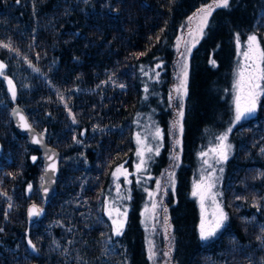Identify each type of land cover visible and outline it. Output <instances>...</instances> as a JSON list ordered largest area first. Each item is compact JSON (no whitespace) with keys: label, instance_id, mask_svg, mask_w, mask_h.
<instances>
[{"label":"trees","instance_id":"16d2710c","mask_svg":"<svg viewBox=\"0 0 264 264\" xmlns=\"http://www.w3.org/2000/svg\"><path fill=\"white\" fill-rule=\"evenodd\" d=\"M210 1L0 0V31L17 46L27 45L31 61L47 76L27 74L29 70L0 54L17 90L12 100L0 78V161L16 175L19 205L8 219L0 212V264H152L141 221L146 195L142 186L132 183L121 236L113 233L105 201L114 188L113 172L121 165L133 170L135 134L149 116L164 129V147L152 172L158 175L167 166L175 44L187 19ZM237 34L241 42L256 34L264 48V0H231L228 8L217 9L193 51L180 163L167 201L174 264H264V95L256 112L230 133L233 153L222 182L227 219L207 241L199 239L201 214L191 197L197 142L231 116ZM110 77L124 88L102 89ZM58 92L67 95L77 125H71ZM15 104L37 129L48 131V143L61 152L57 193L48 202L40 196L41 154L15 130ZM71 127L87 142L84 149L73 144ZM66 158L74 160L67 163ZM28 185L34 191L29 193ZM32 202L42 207L36 222L26 217ZM51 223L52 231L47 226ZM28 254L30 261L24 258Z\"/></svg>","mask_w":264,"mask_h":264},{"label":"snow or ice","instance_id":"6c2138e0","mask_svg":"<svg viewBox=\"0 0 264 264\" xmlns=\"http://www.w3.org/2000/svg\"><path fill=\"white\" fill-rule=\"evenodd\" d=\"M20 0H17V3H19ZM87 2V0H85ZM230 4V0H211V2L207 6H202L200 9H198L197 13L195 14V17L200 20V24L197 25L196 31H199L201 34L203 33V27L206 26L208 18L211 16L212 12L215 11L217 8H228ZM190 20L193 19L192 17L189 18ZM188 34L191 37L193 35V29H188ZM237 45L239 47L240 45V39L239 35L236 36ZM0 48L8 49L9 51H14L12 48L11 42L5 43L3 41H0ZM18 53V50H15ZM191 51V45L188 42H185V50L181 53V55L178 57V74H177V84L172 89V91L169 93L168 101L169 104L174 106L176 108V119L173 121L171 125V133L176 139L173 141L174 144L180 143V137L183 133V102L184 98L187 96V56L190 55ZM243 60L246 62L244 64L238 65L236 72H235V79L233 81V89L236 90V97H235V116L234 120L235 122H239L241 120L242 115L245 113L251 115L256 112L257 105L256 101L257 98L261 95H264V48L260 47L259 41L257 39L256 34H251L246 37V45L244 47V50L242 53H240ZM213 63H215L213 61ZM31 66V65H30ZM156 67H162V65L157 64ZM7 64L3 61H0V78H2L3 81L7 84V91L10 93L12 100H15L17 90L16 86L12 79L9 78V74L6 71ZM34 71H39V69H33ZM141 71L144 72L143 66H141ZM153 72L155 73V77L158 81L159 79V73L155 72V69H153ZM247 73V75H246ZM145 75H148L147 72H145ZM151 79V77H150ZM120 87H123V85H120ZM144 91L148 92V87L145 86ZM241 93H243V97H241ZM147 98V97H145ZM245 101L243 112L241 111V99ZM13 117H19L20 123L17 125L18 127H21L22 129L32 131V126L28 122L27 118L21 114L20 110L16 109L12 112ZM148 120L151 121V117H148ZM73 122H75V118L73 117ZM139 126V125H138ZM144 132L140 133L137 132L135 136V142L137 144V162L135 165L136 171L134 173H128L127 169H124V182L125 184H131L132 181L128 179L130 175L136 176V183H141V167H143V173H148L149 171V163L152 161V158L154 156L159 155V150L162 147V141H163V130L160 129L158 126L155 125L154 122L143 125ZM232 127L234 125H231L227 128V130L218 136L215 137V139L218 141L217 144L211 146L208 148L207 151L202 150L200 152L199 158L202 161V164L205 165V168H202V175L194 179L193 181V191L192 195L194 197H197L201 203V208L203 209L204 201L205 199L210 197V202L212 204H217L218 201L216 200V197L221 195L219 191H213V189H216L217 183L219 181V177L216 175V169L215 165L221 163L222 161H226L228 159V156L231 153L232 145L230 143H227L228 135L232 131ZM151 138V139H150ZM152 141L155 142V144L152 143ZM33 143H41V139H38L36 135L33 133ZM147 144L146 151L149 153L147 159L143 157V145ZM176 149H173V152H175ZM264 151V150H262ZM211 154V155H210ZM174 161L179 160L178 155H174L173 157ZM48 159L51 161L49 164L45 167V176H47L49 171L54 172L56 170V163H55V154H50ZM32 160L35 161L36 157H32ZM123 168V165L118 167L115 172H113V183L116 191V197L112 200V205L114 206V210L118 213L116 218H113L111 214H109V218L112 220V229L115 236H121L123 234V226L124 222L120 219V217H124L126 219V211L127 209H124V211H121V208L123 207L119 202L120 201H126L131 199L130 195V189L121 190V185L118 182L119 177L117 176V173L121 172V169ZM222 172L223 169H220ZM166 177L168 181V186H163L159 182V180L156 181L155 187L152 191H148L147 188L144 189L145 192H147L148 198L152 201L151 208L153 210L156 209L157 204L161 203L160 201H157L155 197H162L167 194L169 191V188L171 187L174 190V172H167L166 171ZM50 179V178H49ZM145 180L152 179L150 175L144 176ZM207 181V183H206ZM45 179L44 177H41V187H44ZM28 191H32V185H28ZM46 191V189H45ZM111 194V190L109 195ZM9 208H11V204H9ZM147 211V207L145 209ZM162 210L164 213L167 212V208L162 206ZM29 216L33 215H40L42 214V210L37 211L36 206L33 205L32 208L28 210ZM147 221L151 222L152 220L157 219V213L153 211L150 216H148ZM227 219V214L223 213L221 210L220 217L215 221V225L212 228H206L205 224L203 222V219L200 224V230H199V239L201 241H207L209 237H212L216 233V229L220 228L223 224V221ZM165 233H167L169 225L167 224V216H165L164 222H163ZM146 230L149 227V224L146 223L145 225ZM152 229L155 230V225H152ZM2 231V229H0ZM28 244L31 246L33 250H35V245L32 243V241L29 239ZM148 256L149 259L152 260L155 255V247L151 240L148 241ZM171 247H169V250L167 252L163 253V256L167 257L168 259L165 260L164 264H171Z\"/></svg>","mask_w":264,"mask_h":264},{"label":"rangeland","instance_id":"374dc122","mask_svg":"<svg viewBox=\"0 0 264 264\" xmlns=\"http://www.w3.org/2000/svg\"><path fill=\"white\" fill-rule=\"evenodd\" d=\"M231 1V0H230ZM211 2V1H210ZM209 2V3H210ZM208 3V4H209ZM208 4L204 5L207 6ZM200 9V8H199ZM219 9V8H217ZM216 9V10H217ZM215 10V11H216ZM198 11V10H197ZM194 12L190 17H192L193 19H187V22L185 23V26L183 28L182 34L180 35L179 39L177 40L176 44H175V53H176V59H175V66H174V77H173V83H172V87H171V91L172 89L176 86L177 84V74H178V57L181 55L182 52H184L185 50V42H188L191 45V51H190V55L187 56V60H186V64H187V83H188V76H189V66H190V61H191V57L193 54L194 49L199 45V43L202 41V39L204 38V36L206 35V30L209 24V20L212 16V14L215 12L213 11L211 16L208 18L207 20V24L206 26L203 27V33L201 34L199 31H196L197 25L200 24V20L198 18L195 17V14L197 13ZM191 28L193 29V35L190 37L188 34V29ZM0 41H3L5 43H8L9 41L11 42L12 48L14 49V51H9L8 49L5 48H0V54L2 55H6L7 57H9L11 59V61L16 65V67L19 68H24L27 69L29 71H31V73H29V71H25V73L27 74H36L42 78H47L46 74L43 72V70L41 69V67L36 66L30 59V54H29V47H27V45H23V46H17L19 44H16L11 37H9V35L5 32V31H0ZM246 45V40L241 42L240 41V45L239 47H237V59H236V63H235V68H234V76L232 79V83L230 86V92H231V100H230V106H231V116L228 120H226V122L223 124V127L221 129H217L214 130L212 128H209L205 131L204 135L198 140L197 142V147L195 150V156H196V166L194 168V172L192 175V182H191V197L194 198L198 204L199 210H200V214H201V221L203 219V222L205 224L206 228H212L215 225V221L217 219H219L220 217V213L221 210L223 211V213H225V209L223 207V201H222V182H223V177H224V169H225V163L226 161L230 158V156L233 153V145L230 141V134L228 135V140L227 143H230L232 145V150L230 155L228 156V159L226 161H222L219 164L215 165V169H216V175L219 177V181L217 183V187L216 189H213V191H219V193H221V195L216 197V200L218 201L217 204H212L210 202V197L205 199L204 201V206L203 209L201 208V203L199 201V199L197 197H194L192 195V191L194 188L193 185V181L194 179H196L197 177H199L200 175H202V168H205L206 166L202 164L201 159L199 158L200 152L202 150L207 151L209 147L215 145L218 143V141L215 139L216 136L223 134L227 128L231 125H234V127L240 123L241 121H243L244 119L252 116L253 114L249 115L247 113H245L244 115H242L241 120L239 122H235L234 120V116H235V97H236V90L233 89L232 85H233V81L235 79V72L236 69L238 67V65L240 64H244L246 63L242 56L240 55V53H242V51L244 50V47ZM238 46V45H237ZM18 50V53L15 51ZM31 65V66H30ZM39 69V71H34L33 69ZM25 73H23L25 75ZM247 75V73H246ZM120 85H123V87H120ZM101 88H115L118 90H121L124 88V84L117 80L114 77H110L107 81L103 82L101 85ZM229 92V93H230ZM59 95V100H60V104H62V106L64 107L65 113L68 115V118L70 120V123L72 126L77 125V120L75 118L74 112L72 110V106L70 104V101L67 97V95L62 94L61 92L57 93ZM241 97H243V93H241ZM186 98V97H185ZM185 98H184V102H183V113H184V108H185ZM260 96L257 98L256 101V105H258V101H259ZM244 103L245 101L243 100V98L241 99V111L243 112V107H244ZM257 110V109H256ZM170 112H171V119L169 120V137H168V146H169V150H170V155H169V159H168V164L166 167H164L162 170H160L161 172L158 175H154L152 172L153 169V165H155L156 159L157 157L160 155V152L162 151L163 147H164V139L162 141V147L159 150V155L158 156H154L152 158V161L149 163L148 167H149V171L148 173H143V167H141V183L137 184L136 183V176L135 175H130L128 177V179H130L133 182L136 183V185L142 186L143 189L147 188L148 191H152L155 187V183L157 180H159V182L161 183V185L163 186H168V181H167V177H166V171L167 172H174V181L176 180V170L177 167L180 163V157H181V137H180V143L179 144H174L173 141L176 139V137H174L171 133V125L173 123V121L176 119V108L172 105H170ZM73 117L75 118V122H73ZM153 121H147L146 124H149ZM155 123V121H154ZM156 126H158L160 129L163 130V138H164V129L158 124L155 123ZM232 127V129L234 128ZM72 128V127H71ZM73 129V135H74V143L75 145H80L81 147H83V149L87 146V142H84L81 137H78V135H75L74 133V128ZM144 127H141L137 132L143 133L144 132ZM136 132V133H137ZM82 135H85V132L82 133ZM93 135V134H92ZM136 136V134H135ZM151 139V138H150ZM153 144H155L154 141H152ZM136 144V142H135ZM147 148V144L143 145V157L145 159H147L149 153H147L146 151ZM176 149L175 152H173V149ZM136 151H137V144L135 147V159H134V167L133 170H130L128 167L124 166L121 169L120 173H117V176L119 177L118 182L121 185V190H125V189H130V195H131V186L132 183L129 184H125L124 182V169H127L128 173H134L136 171L135 165L137 162V156H136ZM5 156V158L9 161L11 158L9 156H6L5 154H3ZM174 155H178L179 156V160L178 161H174L173 160V156ZM211 155V154H210ZM4 158V157H2ZM80 158V157H79ZM73 158H66L65 162L69 163L71 161H73ZM158 163V162H157ZM11 167L9 166V164H7L5 161L1 160L0 161V212L3 213V218L8 219L10 217V215L12 216V214H14L16 212V209L18 208V201L16 198V186L14 185V179H15V173L13 171L10 170ZM220 169H223V171L221 172ZM146 175H150L152 177V179L149 180H145L144 176ZM207 183V181H206ZM175 185V183H174ZM41 188V187H40ZM32 191H34V188L32 187ZM31 191V192H32ZM29 192V191H28ZM173 192V189L170 187L169 191L167 192L166 195L162 196V197H155V199L157 201H160L161 203L157 204V207L155 210H153L151 208V203L152 201L148 198L147 192L145 195V202L142 208V225L146 231V235H147V249H148V241L151 240L154 244L155 247V251H156V255L155 257L151 260L152 264H164L165 260H167L168 258L163 256L164 252H167L169 250V247H171V264H174L172 258H173V251H174V241L172 238V229H171V224H170V215H169V206H168V197L169 195ZM30 193V192H29ZM116 197V191H115V187L112 190V194L110 196L107 197L106 201H105V212L107 213V215L109 216V214H111V216L113 218H116L118 213L114 210V206L112 205V200ZM130 200H126V201H120L119 203L123 206L121 208V211H124V209L129 208L128 206V202ZM9 204H11V208H9ZM162 206L167 208V212L164 213L162 210ZM147 207V211L145 210ZM155 211L157 213V219L152 220L151 222L147 221V217L151 215V213ZM127 214V211H126ZM165 216H167V224L169 225L167 233H165L164 230V226H163V222L165 219ZM120 219L122 221L125 220L124 217H120ZM224 222V221H223ZM146 223L149 224L148 229L146 230ZM57 225H59V222H56ZM52 225H55L54 223L48 224V228L52 231ZM152 225H155V230L152 229ZM62 227H64V224H62ZM55 245L58 247V241L55 242ZM31 253L33 254V251H31ZM25 259H31L32 255L28 254L26 255V257L24 256ZM28 259V260H29ZM30 261V260H29ZM32 261H30L28 264H30ZM18 264H21V260H19Z\"/></svg>","mask_w":264,"mask_h":264},{"label":"water","instance_id":"95a60500","mask_svg":"<svg viewBox=\"0 0 264 264\" xmlns=\"http://www.w3.org/2000/svg\"><path fill=\"white\" fill-rule=\"evenodd\" d=\"M16 109L20 110L21 114H23L27 118L28 122L32 126V131L22 129L21 127L17 126L20 123L19 117H13V115H12L13 110H16ZM11 118H12V122H13L15 130L20 135L27 137L30 147L39 151L41 154L43 165H44L43 177L45 179V183H44V187L40 188V196L45 202H48V201L52 200L53 197L57 193V185H58V180H59V176H60V172H61V160H62L61 152L56 147H54L53 145L48 143V135H49L48 131H46V130L41 131V130L37 129L33 125L30 118L28 117L26 111L19 104H15L12 107ZM33 133L36 135V137L38 139H41V143H33L32 142L33 141ZM53 153L55 154L56 170L54 172L49 171L47 176H45V167L47 164H49L51 162L48 159V157L50 154H53ZM0 154H1V147H0ZM45 189H46V191H45ZM33 205L36 206L37 211L42 210V207L38 203L32 202V203L28 204V206H27L26 217L29 221L36 222L40 218L41 214L29 216L28 210L30 208H32ZM30 264H40V263H38L37 261H33Z\"/></svg>","mask_w":264,"mask_h":264}]
</instances>
